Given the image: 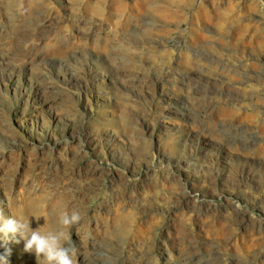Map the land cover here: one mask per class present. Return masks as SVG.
Returning a JSON list of instances; mask_svg holds the SVG:
<instances>
[{
    "label": "rangeland",
    "instance_id": "rangeland-1",
    "mask_svg": "<svg viewBox=\"0 0 264 264\" xmlns=\"http://www.w3.org/2000/svg\"><path fill=\"white\" fill-rule=\"evenodd\" d=\"M0 209L78 211V264H264V0H0Z\"/></svg>",
    "mask_w": 264,
    "mask_h": 264
},
{
    "label": "clouds",
    "instance_id": "clouds-1",
    "mask_svg": "<svg viewBox=\"0 0 264 264\" xmlns=\"http://www.w3.org/2000/svg\"><path fill=\"white\" fill-rule=\"evenodd\" d=\"M81 220L78 211L69 213L65 210L58 217L60 228L45 231V224L33 229L31 219L8 217L0 209V241L6 243L11 239L20 243L22 240L24 251L34 254L37 264H78V250L72 241L71 231ZM9 255L10 250L0 254V264H9Z\"/></svg>",
    "mask_w": 264,
    "mask_h": 264
},
{
    "label": "bare ground",
    "instance_id": "bare-ground-1",
    "mask_svg": "<svg viewBox=\"0 0 264 264\" xmlns=\"http://www.w3.org/2000/svg\"><path fill=\"white\" fill-rule=\"evenodd\" d=\"M32 182H30V183H32V185H33V180H31ZM36 182V181H35ZM136 202V201H135ZM129 205L131 204L130 202L128 203ZM136 205V204H135ZM209 209V208H208ZM197 211V210H196ZM227 212V211H226ZM215 213V212H214ZM210 215H213V216H215L214 218H210V216L207 218L208 220H209V228H212V229H214V230H220L221 229V227H223V226H221V225H219V224H214V222L218 219V218H221V214L220 215H215V214H210ZM194 217V216H193ZM225 220V219H224ZM204 221H206V220H204ZM235 222H236V220H235ZM227 223V222H226ZM248 223V222H247ZM230 225V224H229ZM245 226V225H244ZM254 227V226H253ZM253 227H251V229H250V232L252 233L253 232V230H254V228ZM206 228H208L207 226H206ZM203 230V229H202ZM236 231V230H235ZM205 232V231H204ZM238 232V231H237ZM248 232V231H247ZM208 233V232H207ZM250 236H254V238H255V235H253V234H251ZM250 238V237H249ZM189 243V242H188ZM89 244V243H88ZM89 245H91L92 247L94 246V244L91 242ZM187 246H189V245H187ZM200 246V245H199ZM188 248V247H187ZM206 248V247H205ZM197 249V248H196ZM196 252V251H195ZM193 254H194V251L192 252ZM192 253H191V255H192Z\"/></svg>",
    "mask_w": 264,
    "mask_h": 264
}]
</instances>
